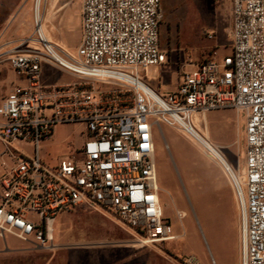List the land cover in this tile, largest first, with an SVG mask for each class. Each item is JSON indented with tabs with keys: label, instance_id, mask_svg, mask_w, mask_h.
Returning a JSON list of instances; mask_svg holds the SVG:
<instances>
[{
	"label": "built area",
	"instance_id": "2783aa9c",
	"mask_svg": "<svg viewBox=\"0 0 264 264\" xmlns=\"http://www.w3.org/2000/svg\"><path fill=\"white\" fill-rule=\"evenodd\" d=\"M231 4L232 54L190 64L166 94L147 82L167 58L162 0H82L75 50L53 41L39 15L31 36L0 40V64L25 81L0 104L1 238L55 251L58 215L83 210L111 219L140 247L178 239L158 181L155 128L166 124L232 187L240 264H264V0ZM44 65L75 81L44 84ZM224 108L246 118L244 167H233L207 132V113ZM60 125L81 126L84 140L51 161L43 148ZM185 215L177 211L180 220ZM187 262L197 264L194 257Z\"/></svg>",
	"mask_w": 264,
	"mask_h": 264
},
{
	"label": "rangeland",
	"instance_id": "374dc122",
	"mask_svg": "<svg viewBox=\"0 0 264 264\" xmlns=\"http://www.w3.org/2000/svg\"><path fill=\"white\" fill-rule=\"evenodd\" d=\"M37 1L0 0V40L18 41L32 35ZM60 1L49 15L47 7L54 5V0H41L39 16L54 40L78 46L82 0ZM67 1L72 2L69 10H58ZM162 4L165 20L161 43L167 58L155 77V68L150 69L152 78L147 82L166 94L178 88L190 64L232 54V4L231 0H162ZM43 80L47 84H62L75 78L44 65ZM13 83H17L15 72L7 63L0 64V104ZM206 119L207 132L214 142L224 146L230 164L244 167V114L224 108L208 112ZM81 129L79 125L57 126L52 139L44 144L43 155L51 161L67 155L72 145L82 144ZM155 143L161 201L178 239L140 247L111 219L94 211L71 210L57 217V250L42 251L7 234L6 240L0 237V251H25L0 254V264H189L190 257L197 264H240V214L232 187L222 171L169 125L155 128ZM177 211L186 213L183 220L178 218Z\"/></svg>",
	"mask_w": 264,
	"mask_h": 264
},
{
	"label": "crops",
	"instance_id": "0c3cea01",
	"mask_svg": "<svg viewBox=\"0 0 264 264\" xmlns=\"http://www.w3.org/2000/svg\"><path fill=\"white\" fill-rule=\"evenodd\" d=\"M72 2H70V1H67V2H65L60 8H58V10H66V11H68L69 10V8H67L68 7V5H70ZM54 5H52L51 6V3H50V7H47V10H48V12H49V15L51 14V13H53V10L56 8V6L58 7V5L59 4H61V1L60 0H54V3H53ZM67 8V9H66ZM67 14V12H65V13H63V15H66ZM79 23H80V26H81V31H80V41H81V37H82V15H81V17H80V19H79ZM49 35H50V37H51V39L53 40V41H55V42H57V43H59L60 45H62L63 47H65V48H68V49H70V50H75V49H77L78 48V46L80 45V43H79V45L78 46H76V44L75 43H65V42H61V41H58V40H54L53 39V37H52V35H51V33L49 32ZM67 75H69V76H71V77H73L72 75H70V74H68V73H66ZM17 77V76H16ZM75 81V80H74ZM73 81V82H74ZM43 82H44V84H46V85H52V84H47V83H45V81L43 80ZM69 83H72V82H69ZM69 83H62V84H69ZM14 84V86H17V85H24L25 84V81L23 80V79H20V78H18L17 77V83H13ZM12 90V89H11ZM10 90V91H11ZM10 91L8 92V94L10 93ZM7 94V95H8ZM6 95V96H7ZM5 96V97H6ZM3 99V98H2ZM25 250L24 249H14V250H3V251H0V254L2 255V254H7V253H23Z\"/></svg>",
	"mask_w": 264,
	"mask_h": 264
},
{
	"label": "bare ground",
	"instance_id": "6f19581e",
	"mask_svg": "<svg viewBox=\"0 0 264 264\" xmlns=\"http://www.w3.org/2000/svg\"><path fill=\"white\" fill-rule=\"evenodd\" d=\"M40 5H41V0H38L37 1V6H36V14H37V16L39 15Z\"/></svg>",
	"mask_w": 264,
	"mask_h": 264
}]
</instances>
